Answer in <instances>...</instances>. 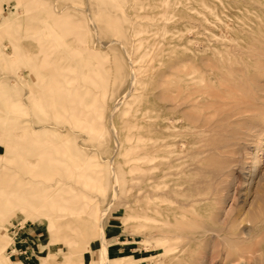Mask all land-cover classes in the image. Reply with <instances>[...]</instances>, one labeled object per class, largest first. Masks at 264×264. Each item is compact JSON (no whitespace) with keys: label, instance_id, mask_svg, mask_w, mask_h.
<instances>
[{"label":"rangeland","instance_id":"374dc122","mask_svg":"<svg viewBox=\"0 0 264 264\" xmlns=\"http://www.w3.org/2000/svg\"><path fill=\"white\" fill-rule=\"evenodd\" d=\"M103 236L264 264V0H0V264H103Z\"/></svg>","mask_w":264,"mask_h":264},{"label":"built area","instance_id":"2783aa9c","mask_svg":"<svg viewBox=\"0 0 264 264\" xmlns=\"http://www.w3.org/2000/svg\"><path fill=\"white\" fill-rule=\"evenodd\" d=\"M25 225L20 226L16 232L19 234V231L23 229ZM31 232L22 230V234L15 237V239L8 246V257L9 258H23L24 260L31 259L33 254V244L31 241Z\"/></svg>","mask_w":264,"mask_h":264},{"label":"bare ground","instance_id":"6f19581e","mask_svg":"<svg viewBox=\"0 0 264 264\" xmlns=\"http://www.w3.org/2000/svg\"><path fill=\"white\" fill-rule=\"evenodd\" d=\"M52 46V45H51ZM50 46V47H51ZM54 47V46H53ZM49 49V48H48ZM52 51V50H51ZM59 57V56H58ZM60 59V57H59ZM42 74V73H41ZM28 93V92H27ZM146 157V156H143ZM141 156V158H143ZM169 164V163H168ZM52 183V182H51ZM59 184V183H57ZM106 213V211H105ZM54 222V221H53ZM170 223V222H169ZM55 224V223H54ZM147 226V225H146ZM143 227V226H142ZM102 242H103V255H102V259H103V264H112V256L110 255L109 249H108V243H107V239L106 237H102ZM4 249L0 247V252H2Z\"/></svg>","mask_w":264,"mask_h":264}]
</instances>
